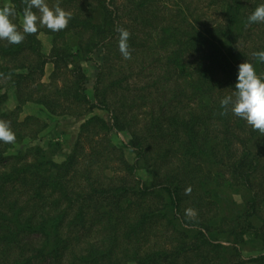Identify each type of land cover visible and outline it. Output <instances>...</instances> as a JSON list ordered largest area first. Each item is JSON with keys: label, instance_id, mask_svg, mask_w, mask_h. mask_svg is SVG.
Listing matches in <instances>:
<instances>
[{"label": "trees", "instance_id": "1", "mask_svg": "<svg viewBox=\"0 0 264 264\" xmlns=\"http://www.w3.org/2000/svg\"><path fill=\"white\" fill-rule=\"evenodd\" d=\"M169 1L46 0L71 12L65 29L0 40V120L16 137L0 141V264H264V133L220 107L239 64L264 75L254 55L264 23H247L264 0ZM9 2L22 31L25 4ZM97 51L91 101L84 64ZM28 102L54 119L95 108L109 119H85L64 153L60 141H27L37 137L34 118L20 117Z\"/></svg>", "mask_w": 264, "mask_h": 264}, {"label": "clouds", "instance_id": "2", "mask_svg": "<svg viewBox=\"0 0 264 264\" xmlns=\"http://www.w3.org/2000/svg\"><path fill=\"white\" fill-rule=\"evenodd\" d=\"M22 31L13 22L16 9L5 3L0 6V40H7L9 44H20L25 39V34H36L38 28L46 26L52 32L65 29L72 19L71 12L60 6L49 7L46 0H23ZM35 9L36 11H33ZM248 25L264 23V2L260 3L247 17ZM119 51L125 59H131L129 48L130 32L118 27ZM257 62L264 64V50L254 53ZM223 109L221 115L230 111L233 115L245 120L254 130L264 133V75L257 73L250 62L239 64L237 82L234 93L225 96L220 101ZM15 134L11 130L9 121L0 120V141L13 143ZM192 215V210H187Z\"/></svg>", "mask_w": 264, "mask_h": 264}, {"label": "rangeland", "instance_id": "3", "mask_svg": "<svg viewBox=\"0 0 264 264\" xmlns=\"http://www.w3.org/2000/svg\"><path fill=\"white\" fill-rule=\"evenodd\" d=\"M167 4H164L169 10L174 7L175 2H171L169 0ZM189 1V0H188ZM197 3V0H195ZM205 3L209 2L208 0H204ZM5 3H10L9 0H0V6H3ZM164 3V1H163ZM211 13H209L205 18L206 20H203L204 22L211 21L213 17H210ZM40 39L43 42V49L46 54H50L51 47H52V37L45 32H41L39 35ZM102 52L97 51L94 53L93 56V61L87 62L84 64V69L86 71V74L89 77V82L87 84V94L89 96V99L91 101H94V96H93V88H94V81H95V75L97 72V64L101 63L102 59ZM54 69V64L52 62L47 63L46 69H45V75L43 77L44 82H48L50 79V76L53 72ZM17 105L16 102V92L14 90L9 89V99L7 102V107L9 110H15ZM41 106L37 103L33 102H28L25 104L22 108L20 117L25 118L27 116H32L34 118L33 121V129H35L36 136L34 138L27 139V141L30 143H39L41 145H45L48 141H60L62 143L63 147V152H69L74 145L77 133L79 131L80 124L89 116L91 115H99V116H104L109 119L108 112L105 110H102L100 108H95L93 109L92 113L87 114L85 116H78L80 113V109H75V110H70L71 115L66 116L65 118L63 116L58 117L54 116L55 119L53 118V115L48 113V111L43 110L40 108ZM94 137V136H90ZM107 137H110V139L117 143V144H122V143H127L129 140V135L126 134L125 132H114L109 134ZM129 160H133V156L130 152H128ZM57 161H62L63 156L62 155H57L56 157ZM137 175L141 179H148L150 178V171L149 169H143L137 172ZM261 252L257 253H251V252H246V255H257Z\"/></svg>", "mask_w": 264, "mask_h": 264}]
</instances>
